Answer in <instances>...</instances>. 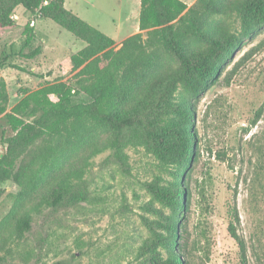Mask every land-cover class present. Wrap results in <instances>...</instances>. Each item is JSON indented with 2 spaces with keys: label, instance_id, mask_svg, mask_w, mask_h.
Masks as SVG:
<instances>
[{
  "label": "rangeland",
  "instance_id": "obj_1",
  "mask_svg": "<svg viewBox=\"0 0 264 264\" xmlns=\"http://www.w3.org/2000/svg\"><path fill=\"white\" fill-rule=\"evenodd\" d=\"M181 1L191 7L197 0ZM64 6L111 38L115 50L138 33L140 0H65ZM11 16L14 26L0 31V79L8 95L7 112L39 87L67 78L70 57L84 47L52 21L35 20L21 7ZM29 21L34 22L35 38L25 45L23 31ZM217 24L235 31L239 20L222 17ZM193 124L196 157L183 179L188 206L177 234L182 261L264 264V30L245 41L221 81L200 98ZM12 135L0 118V139ZM97 136V146H86L66 163L70 167L79 156H89L75 194L32 214L24 236L9 238L0 250V264L149 263L147 255L139 254L142 242L151 236L146 220H160L149 204L164 214L168 211L151 198L147 185H164L171 179L169 169L143 147L129 146L119 157L103 147L101 131ZM93 146L101 151L91 155ZM0 190L1 222L19 187L7 181ZM36 200L32 196L20 202L16 217ZM14 220L0 227V246Z\"/></svg>",
  "mask_w": 264,
  "mask_h": 264
},
{
  "label": "trees",
  "instance_id": "obj_2",
  "mask_svg": "<svg viewBox=\"0 0 264 264\" xmlns=\"http://www.w3.org/2000/svg\"><path fill=\"white\" fill-rule=\"evenodd\" d=\"M64 2L0 0V31L14 26L12 12L21 7L84 44L70 57L67 78L25 95L9 112L0 79V118L13 133L0 139V184L12 181L19 187L0 222L1 227L15 219L0 250L9 238L24 236L32 214L56 207L76 192L89 156H79L70 167L66 163L93 145L101 131L103 147L117 156L129 146L143 147L169 169L171 179L164 185H147L151 198L168 214L149 204L160 220H146L151 236L139 254L147 255L148 264H185L177 234L188 206L183 179L196 157L195 107L221 81L245 41L264 30V0H197L191 7L181 0H140L138 33L118 50L111 38L67 10ZM231 16L239 20L237 30L218 26L219 18ZM23 33L25 45L30 44L33 21ZM95 146L91 155L101 151ZM32 196L36 203L16 217L20 202ZM240 247L243 252L241 242Z\"/></svg>",
  "mask_w": 264,
  "mask_h": 264
},
{
  "label": "built area",
  "instance_id": "obj_3",
  "mask_svg": "<svg viewBox=\"0 0 264 264\" xmlns=\"http://www.w3.org/2000/svg\"><path fill=\"white\" fill-rule=\"evenodd\" d=\"M11 19H12V16H11Z\"/></svg>",
  "mask_w": 264,
  "mask_h": 264
},
{
  "label": "crops",
  "instance_id": "obj_4",
  "mask_svg": "<svg viewBox=\"0 0 264 264\" xmlns=\"http://www.w3.org/2000/svg\"><path fill=\"white\" fill-rule=\"evenodd\" d=\"M65 7V6H64Z\"/></svg>",
  "mask_w": 264,
  "mask_h": 264
}]
</instances>
